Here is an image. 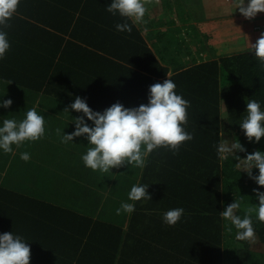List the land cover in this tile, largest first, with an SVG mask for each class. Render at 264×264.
Listing matches in <instances>:
<instances>
[{
	"label": "trees",
	"instance_id": "1",
	"mask_svg": "<svg viewBox=\"0 0 264 264\" xmlns=\"http://www.w3.org/2000/svg\"><path fill=\"white\" fill-rule=\"evenodd\" d=\"M160 1L164 8L175 5L185 11L190 0ZM110 2L20 0L5 29L11 47L0 60V83L5 84L0 97L13 100L5 110L23 113L27 92L44 108H66L76 96L94 111L116 102L131 108L148 103L150 85L170 78L190 102L185 127L193 139L176 154L164 147L154 150L142 168H120L113 185L130 171L139 176L137 183L149 185L151 196L135 202L126 221L64 208L51 197L0 185V233L28 240L30 264H264V222L253 214L254 241L263 249L256 252L254 242L237 240L236 230L228 232L220 216L234 199H242L243 215V208L258 203L253 189L259 186L236 167L234 157L221 167L214 147L224 130L225 138L239 139L248 153L264 151V137L249 143L238 125L247 98L264 102V65L251 49L181 64L186 41L179 28L176 34L152 31V48L138 26L130 34L115 30L122 21L105 10ZM237 154L243 158L247 153ZM177 207L185 209L181 221L163 223L162 213Z\"/></svg>",
	"mask_w": 264,
	"mask_h": 264
},
{
	"label": "clouds",
	"instance_id": "2",
	"mask_svg": "<svg viewBox=\"0 0 264 264\" xmlns=\"http://www.w3.org/2000/svg\"><path fill=\"white\" fill-rule=\"evenodd\" d=\"M20 0H0V60L4 59L11 44L8 33L9 21L17 13ZM105 10L113 16H119L122 22L115 24L117 32L131 33L133 27L146 23V0H111ZM246 19H253L258 13H264V0H235V11ZM251 53L264 65V33L253 44ZM175 82L168 78L163 83L150 85L148 103L136 107H125L116 102L110 107L94 111L85 98L76 96L63 111L82 113L74 117L75 126L70 134L57 130L63 144L73 143L75 138L87 140V151L81 159L85 167L100 172H109L125 165L144 167L146 157L161 147L176 154L180 146L193 139L186 130L187 109L190 102L176 91ZM0 97V108L9 109L12 99ZM246 115L238 123L249 143H259L264 137V102L247 98ZM91 122V123H89ZM46 134L45 117L33 106L28 109L24 118L4 119L0 122V152L13 153V146L20 148L26 141H38ZM214 145L221 167L229 156L235 158L236 167L248 175L259 187H264V151L255 150L248 153L239 139L229 140L224 130ZM237 153H247L245 157ZM20 159L28 162L31 156L21 152ZM258 169V175L253 170ZM253 189L254 198L258 203H252L242 209V199L236 200L224 207L220 212L222 220L228 222L225 228L228 232L236 230L235 238L239 241L254 242L256 229L253 226V214L259 222H264V191ZM149 185L134 184L128 192V201H121L116 214L131 215L136 210L135 202L151 200L148 193ZM246 196V195H243ZM242 196V197H243ZM185 209L177 207L162 213V221L168 226H175L184 216ZM31 248L24 237L13 232L0 233V264H30Z\"/></svg>",
	"mask_w": 264,
	"mask_h": 264
},
{
	"label": "rangeland",
	"instance_id": "3",
	"mask_svg": "<svg viewBox=\"0 0 264 264\" xmlns=\"http://www.w3.org/2000/svg\"><path fill=\"white\" fill-rule=\"evenodd\" d=\"M199 1L200 6L203 7L202 2L205 3L206 0ZM158 2L159 0H146L147 12L145 17H149L147 22L157 18V15L152 16L150 12L157 6ZM230 4L232 5L231 2ZM205 6L207 8L206 3ZM160 18L165 17L162 15ZM160 18L158 17V19ZM3 85L5 84L0 83V89L4 88ZM33 94L24 93L25 107L22 110L23 113L17 112V110H0V122L11 118L21 120L28 109L36 106L37 111L45 117L46 134L38 141H26L20 148L13 146V153L0 152V185L21 193L32 192L40 199L51 197L52 202L58 203L64 208L93 213L100 218H108L112 215L119 222L126 221L128 214L117 215L116 209L120 207L121 201L131 203L128 201V192L134 184H137L139 176L137 174L134 176L128 171L123 178L121 177L119 181L116 180L117 185H113L117 173H122L120 168H114L109 172L94 171L93 174H90L91 169L85 167L81 159L87 151V140L80 137L78 138L80 142H77V138H75L73 141L75 144H63L57 131L58 129L61 131L65 129V133L70 134L75 128L72 123L74 117L80 116L82 113L64 111L61 114L55 107L44 108L42 102L40 105L36 103ZM73 148L75 149L74 152L71 150ZM21 152H28L31 159L28 162L21 160ZM81 169L83 171L79 172ZM94 187L98 189V192L92 193L95 200L90 197L91 189ZM87 193H89L88 198ZM102 193L103 202L101 203ZM35 195L33 196L36 197ZM95 201L101 203L96 212L94 208H91L95 205ZM255 242L251 247L252 250L262 252L261 246ZM235 245L236 243H234ZM227 263L231 264L232 261L228 260Z\"/></svg>",
	"mask_w": 264,
	"mask_h": 264
},
{
	"label": "crops",
	"instance_id": "4",
	"mask_svg": "<svg viewBox=\"0 0 264 264\" xmlns=\"http://www.w3.org/2000/svg\"><path fill=\"white\" fill-rule=\"evenodd\" d=\"M182 1L184 2V0ZM159 2L150 12L152 16L157 15V18L151 21L158 20L159 22L151 25L146 21L145 24L138 27L145 41L152 48L154 47V39L151 37L152 31L155 29H169L176 34L179 28V35L184 37L186 41V45H183L184 51L180 57V62L184 65L214 59L217 54L251 49V43L254 44L261 33H264V13H258L253 19H246L239 13V10L235 11V0H206L205 3L208 9L204 1L202 2L203 7H201L199 0H190L189 3L186 0L185 3H188L189 6H184L185 11H181L183 7L179 9L175 5L164 8L163 3L160 0ZM171 3H174V0ZM162 15L165 18H160ZM170 15L173 16L172 24L167 23ZM148 19L149 17L146 16L145 20ZM55 108L61 114L65 109L59 105ZM77 142H80L78 138ZM71 150L74 152L75 149ZM81 171L83 169L79 172ZM92 172L94 171L91 170L90 174ZM93 192H98V189L94 187L90 192V197L95 200L92 195ZM103 193L101 203L103 202ZM101 203L95 201V205L91 208L97 209Z\"/></svg>",
	"mask_w": 264,
	"mask_h": 264
}]
</instances>
